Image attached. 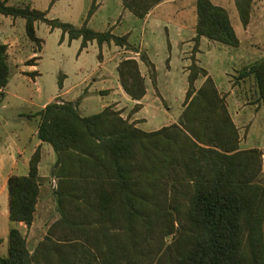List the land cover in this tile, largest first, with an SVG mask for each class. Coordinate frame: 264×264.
I'll return each instance as SVG.
<instances>
[{"label": "trees", "instance_id": "trees-1", "mask_svg": "<svg viewBox=\"0 0 264 264\" xmlns=\"http://www.w3.org/2000/svg\"><path fill=\"white\" fill-rule=\"evenodd\" d=\"M161 1L122 0L140 19ZM233 1L246 26L252 0ZM94 10L92 0L83 25L76 27L0 0V15L24 19L26 35L37 44L36 50L41 45L34 23L43 21L60 28L69 40L80 39L81 48L95 41L98 46L113 43L138 53L128 35L88 27ZM195 12L197 43L203 36L239 46L224 7L195 0ZM116 71L123 91L139 101L146 86L138 61L126 57ZM240 76L251 77L256 103L264 104V58L245 65ZM8 77L7 44L0 41L1 96ZM200 77L204 80L195 88ZM187 81L177 122L152 131L140 129L110 106L81 115L77 101L54 99L36 111L37 137L51 145L56 156L51 175L58 179L55 194L61 218L32 251L21 232L11 228L8 253L0 256V264H264L262 152L257 147L240 149L239 131L224 95L194 59ZM39 161L37 148L28 173L7 179L10 221L30 226L33 220ZM78 180L84 182L83 198H62L60 184L71 182L77 187ZM97 180L109 186L103 185L104 193L91 199L89 184ZM60 224L66 230L56 232Z\"/></svg>", "mask_w": 264, "mask_h": 264}, {"label": "rangeland", "instance_id": "rangeland-1", "mask_svg": "<svg viewBox=\"0 0 264 264\" xmlns=\"http://www.w3.org/2000/svg\"><path fill=\"white\" fill-rule=\"evenodd\" d=\"M95 1L99 6H95L97 8L86 25L96 31H105L108 30V23L114 21L116 23L109 30L115 27L113 33L119 36L130 29L131 35L127 40L138 53L113 43L98 46L95 41L81 48L80 39L69 40L60 28H52L43 21L34 23L35 36L41 45L40 50H36L37 44L26 35L24 19L0 15V41L5 40L10 46L7 54L8 82L3 95H0V148L14 141L28 156L36 140V120L32 114L40 109L42 103L57 94L61 97L55 100L77 101L81 115L95 114L102 105L116 98L118 101L107 106L119 110L128 121L134 119L132 122L135 125L138 123V127L144 131L177 122L188 87L190 64L194 59L212 77L217 89L224 95L226 104L231 91H234L236 98L247 102V109L240 111L238 117L234 113L237 108L233 95L228 98V107L239 125L242 146H259L264 168V104L261 101L256 103L257 91L251 77L240 76L245 65L264 58V17L257 22L255 9H252V23L248 28L244 26L246 31H243L233 0H211L228 11L231 25L242 42L238 47H230L206 38L198 43L194 40L195 0H176L177 6L183 5L180 14H173L174 9H169L165 16L167 20L155 19L146 28L134 16H123L125 19L119 25L123 11L118 0ZM7 3L28 6L43 12L48 19L80 27L87 17L92 0H9ZM32 52L35 53L32 62L36 59L35 73L27 72L29 67L26 65ZM238 54L249 57L242 59ZM141 55L144 59H141ZM126 57L138 61L144 78L146 93L139 100V105L132 103L128 97L126 101L121 100L116 93L105 95L119 89L116 67ZM203 80L204 77L198 78L194 83L195 88ZM106 87L110 89H103ZM122 101L126 106L118 109V106H123ZM117 103L119 105L115 106ZM241 108L238 107L239 110ZM46 146L54 156L50 145ZM49 158L44 153L46 164ZM42 167L40 172L43 171ZM23 172L24 167L20 163L13 173ZM260 180L264 181L263 172ZM14 224L8 218L5 189L0 192V256H7V231Z\"/></svg>", "mask_w": 264, "mask_h": 264}, {"label": "crops", "instance_id": "crops-1", "mask_svg": "<svg viewBox=\"0 0 264 264\" xmlns=\"http://www.w3.org/2000/svg\"><path fill=\"white\" fill-rule=\"evenodd\" d=\"M8 1L9 0H7V2ZM118 3H119V5L123 11L121 16H120L121 21L119 22V25L122 24V20L125 19L127 16H134L135 18H137L135 15H133V13L129 9H127L124 6L122 0H118ZM214 4L218 5L217 3H214ZM95 6H99V3H97L96 1H95ZM182 7H183V5H179V6L176 5V0H163L160 3L156 4L153 8H151L149 10V12L145 15L144 18H142V19L138 18V19L142 21L144 28H146L148 26V24L155 19L159 20V18H163V19L167 20V18L165 16H166V14H168L167 11L169 9H174L173 14H180L181 13L180 11H183ZM175 8H177V9H175ZM252 9H255L254 17L256 18V21L259 22L264 17V10H263L264 9V0H252L250 20H249V23L245 26L246 28L250 27V24L252 23V19H253ZM115 23L116 22H114V21H112L111 23H108L109 24L108 29L112 25H114ZM245 27L242 25L243 31H246ZM114 28L111 29L112 33H113ZM130 32H131L130 29H127L121 35H125V34L128 35L129 34L128 37H130V35H131ZM204 38L205 37L202 36L200 38V41H202ZM2 42L6 43L5 40ZM239 42H240V44L242 43L240 39H239ZM9 47L10 46L7 45V54L9 51ZM34 55H35V53L32 52V54L29 56V58L35 57ZM238 56H239V58H242V59L245 58L246 56H247V58L249 57V55H245V54H238ZM35 66H36V59L33 60L32 64L28 65L29 69L27 72L35 73V71H34ZM103 89H110V87H106ZM115 93L118 94V96L121 100L126 101V99L128 97L132 103H140L139 101L132 100L123 91L121 86H119V89L116 90V92H109V93H106L105 95H108V94L114 95ZM232 95L235 99V100H233V102H235L234 106H235V108H237V110H235L234 113L237 115V117L239 115H241L240 111L243 112L244 109H247L248 104H247V102L241 101L239 98H236L234 96V91H231L228 93V96L226 98L227 109L230 113V116H231L233 122L237 126L238 131H240L239 125L236 124L235 118L233 117V115L230 112L229 107H228V98L230 96L232 97ZM57 97H61L60 94L53 95L49 99V101L42 103L40 109L44 108V106L48 102L53 101ZM63 100H66V99H63ZM115 101H118V100H116V98H114L110 101V103L105 104V105L107 106L109 104L114 103ZM122 104H123V106H118L119 103H117V104H115V106H118V109H121L122 107L126 106L123 101H122ZM79 105H78V110H79ZM105 105H102L100 110H102L105 107ZM255 105L257 106V104H255ZM241 106H242V108H241V110H239L238 107H241ZM121 116L126 118L123 115V113H121ZM32 117H34L33 114H32ZM34 118L36 120V130L34 132V134L36 136V140L33 143L32 148L30 149L28 156H26L25 150L20 149L14 141L7 143L6 146L0 148V192H3L5 189H7L6 188L7 179L10 175H26L28 173V163H29V159H30L31 155L33 154V152L37 148L41 152V154H40L41 158H40V161L38 164V176H39V184H40L39 188L40 189H39L38 200H37V203L35 206V212H34L33 220L31 222L30 226H27L23 222H13L12 221L13 223L16 224V226H15V224L10 226L8 231H7V235H8V232L11 228L18 227L19 229L18 228H16V229H18L21 232V234L25 237L26 243H27V248L30 251L34 250V248L37 246V244L41 240L44 239V237L47 234L50 226L61 218V214L58 211V207H57V203H56V194H55L56 190L58 188V179L55 176L51 175V169H52V166L55 162L56 156H55V153L53 156L51 154L50 148H48V146H46V144H48V143L42 142L37 137L38 119L36 117H34ZM133 120L131 119L129 122H132ZM136 126L138 127V123H136ZM50 147H51V145H50ZM257 147L259 149H261L259 146H257ZM248 148H252V147H250V146L243 147L242 141L240 140V149H248ZM51 149H52V147H51ZM52 151H53V149H52ZM44 153H47V155L51 158V159L49 158L50 160L47 164L44 162V159H43ZM42 161H43V163H42ZM20 163H22V165L24 167V172L21 174H14L13 172L15 170H17V167L20 166ZM41 165H43V167H42L43 171L42 172H40ZM262 172L264 173V168H262ZM74 183H75L74 185L77 187H73V184L71 182L60 184V187H61L60 190H61L62 198L69 199L70 195H74L75 197L79 198V200H81V198H83L82 196L84 195V191H83L82 183H84V182L78 180ZM89 185L91 186L90 187V193H89L91 195V199H97L101 195V193H104V190L102 189L103 185L106 186V188L109 186L108 182H99L98 180L90 182ZM54 230L56 232H60L62 230L63 231L66 230V228H65V226H62L60 224V226L58 228H55ZM41 236H43V237H41Z\"/></svg>", "mask_w": 264, "mask_h": 264}]
</instances>
